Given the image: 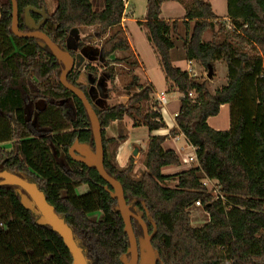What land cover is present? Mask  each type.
I'll return each mask as SVG.
<instances>
[{
    "label": "trees",
    "instance_id": "trees-1",
    "mask_svg": "<svg viewBox=\"0 0 264 264\" xmlns=\"http://www.w3.org/2000/svg\"><path fill=\"white\" fill-rule=\"evenodd\" d=\"M15 1L18 30L28 32L25 8H45L46 12V0ZM183 1L146 0L141 24L168 89L180 94L175 129L168 136L180 133L195 149V168L161 175L162 167L179 166L180 159L172 150L162 149L165 136L150 135L166 128L157 104L145 107L153 92L150 84L141 85L139 78L130 74L123 86L127 102L97 108L87 86L79 81L80 68L73 69L66 81L85 94L98 119L106 174L120 184L125 204L141 218L148 234L154 227L150 244L155 264H264V0H226V22L222 23L207 1L184 3L182 24L193 22L183 42L185 60L206 72L217 61L227 69L226 85L213 93L206 79L181 71L170 60V34L176 32L177 22L161 20V6ZM123 11V0H104L99 13L92 11L89 0H56L54 11L46 12L47 20L39 31L73 58L75 50L66 46L71 29L94 26L102 35L109 31L99 58L107 61L115 52H123L125 57L113 61L135 67L137 61L120 28ZM11 12V1L0 0V171L35 184L70 228L87 264H122L128 239L116 200L104 189L106 184L95 168L74 162L67 153L74 140L94 148L86 111L60 84L63 65L49 48L12 34ZM30 15L35 23L41 20L36 13ZM206 32L212 35L203 42ZM81 47L78 42L77 49ZM109 77L113 81L114 75ZM249 89L252 95L247 94ZM39 100L44 106L34 125L25 118L24 109L27 103ZM223 105L236 110L230 113L229 129L217 131L208 126L207 119L216 116ZM124 116L134 127L143 126L149 132L145 169L137 179L130 176L131 158L124 168H117L106 152L113 140L104 138V129ZM8 142L7 151L1 145ZM59 155L62 162L57 161ZM199 171L217 182L225 202L213 200L200 183ZM172 178L176 179L175 188L161 185ZM82 186L86 191L77 193ZM22 194L14 184H0V264H72L62 238L50 226L36 224L39 212L22 205ZM197 201L209 220L201 228L191 229L187 209ZM130 223L135 238H141L139 222L132 218Z\"/></svg>",
    "mask_w": 264,
    "mask_h": 264
},
{
    "label": "rangeland",
    "instance_id": "rangeland-1",
    "mask_svg": "<svg viewBox=\"0 0 264 264\" xmlns=\"http://www.w3.org/2000/svg\"><path fill=\"white\" fill-rule=\"evenodd\" d=\"M124 1V11L122 16V24L120 23V28L123 30L125 37L130 40V42L135 46L137 52L140 54L141 60L146 68V71L150 73L154 83H158V78H161V74L159 70H157V56L155 52L152 50L150 45L142 32V30L137 27L135 22L127 23L125 19L130 16L128 13V0ZM134 7L133 16L136 21L143 20L141 17L145 13V1L146 0H129ZM211 4L217 15H224L226 10V0H205ZM46 12L47 14H51L55 7H56V0H46ZM91 4L92 11L94 13H99L104 9V0H89ZM187 0H184L183 3H173V4H164L161 9V15L159 17L163 19L175 20L177 22V28L182 24V15L184 14V3ZM172 19V20H171ZM226 22L225 18H222V22ZM192 26L193 22H188ZM139 24V23H137ZM127 25V26H126ZM139 25H142L141 23ZM185 27V26H183ZM227 27V25H226ZM127 29V31H126ZM191 29V27H190ZM216 30V28H215ZM96 34V36H95ZM110 32H106L105 34H100L96 30V27L89 26V27H82V28H74L71 29L67 33L66 39V46L69 49L75 50L76 53H81L83 55V62L81 64L80 72L81 77L89 75L92 77L94 76V80L92 84H87V91L92 101V104L97 108H104L107 106H112L114 104H125L127 102V95L128 92L123 88V86L128 82L130 78V74H132L131 70H128V65L124 66L123 63H119L118 61H113L114 59L119 60L126 56L123 52H115V54L111 57L112 61L109 59L107 61H102L99 58V49L103 42V40L108 37ZM204 41H209L211 38V32L205 33ZM172 39L174 38L173 33L170 34ZM182 36V34H180ZM203 38V37H202ZM203 40V39H202ZM176 44H180L182 39H176ZM78 42H81V48L77 49ZM178 42V43H177ZM177 54L174 52V65L180 66L181 63L177 61ZM136 60V59H135ZM184 62V61H183ZM113 63V64H111ZM183 67V65H181ZM264 66V63H263ZM130 67V66H129ZM132 68V67H131ZM87 73V74H86ZM189 73L196 77V78H204L207 81V88L210 93H213L216 89H220L221 87L225 86L227 83V69L225 64L222 61H217L212 70L209 72V79L208 72L201 66L193 67V71L189 70ZM114 75L113 81H110V75ZM86 85V84H85ZM98 85V86H97ZM248 91V90H247ZM247 93V92H246ZM249 95H252L253 92L249 89ZM167 99H170L171 96L166 95ZM176 99V97H175ZM177 100V99H176ZM44 102L38 101L37 103L27 104L26 107V115L27 119L31 121L32 124H35V115H36V108L41 109L43 107ZM157 104L156 101L150 99L149 102L145 103V107H149L150 105ZM255 106V103H252ZM236 110V107H230L226 105V107L219 111V113L207 119V124L209 127H215L217 131H224L228 130L229 126L232 123V117L230 113ZM132 121V120H131ZM130 119L126 116L123 117L122 121L117 123L120 129V134H126V127L128 125L133 126ZM125 136V135H123ZM171 137V136H170ZM179 146H183L185 144L181 139L176 143ZM3 146V144H2ZM3 147H6L5 145ZM139 151L141 150L139 145ZM117 146L112 145L108 149V156L109 161L116 166L117 168H124L127 163H119L116 161V153H117ZM132 149V148H130ZM129 149V150H130ZM139 153L137 152L136 155H132L131 151L129 152L131 160H132V169L130 176L133 179H137L138 176L142 171H144V167H140V163L144 161V158H139ZM58 162H62V156L57 157ZM128 162V161H127ZM191 166V165H190ZM175 167V166H174ZM172 183V184H171ZM167 183L165 186L173 187L174 183ZM162 185V184H161ZM163 186V185H162ZM86 191V187L82 186L77 190V193H83ZM187 212L189 213V227L191 229H199L204 226V222L201 221L199 218L194 217L197 212L205 213L203 208L199 206L196 208L194 205H191ZM93 217H98V215H93Z\"/></svg>",
    "mask_w": 264,
    "mask_h": 264
},
{
    "label": "water",
    "instance_id": "water-1",
    "mask_svg": "<svg viewBox=\"0 0 264 264\" xmlns=\"http://www.w3.org/2000/svg\"><path fill=\"white\" fill-rule=\"evenodd\" d=\"M11 1V31L12 34L17 38H29L35 39L40 42L41 46H46L51 51L54 58L63 65V70L59 76L60 84L74 95L83 105L86 114L89 119L90 129L93 136L94 148L91 150L88 145L79 143L77 140L71 144L68 148V156L74 162L83 164L87 167L95 168L99 177L105 182L106 186L104 189L110 195V198L116 200V209L120 213L121 219L124 225V232L127 235L128 247L126 250L127 256H123L121 259L122 264H155V253L151 247L150 241L155 233L154 227L153 231L148 234L147 229L139 216L134 215L130 212L128 206L125 204L123 197V190L120 184L109 177L103 168V145L101 137V128L98 119L86 99L85 94L79 90L77 87L69 84L66 81L67 75L73 70L81 66L84 58L81 53H76L75 57H71L66 51L60 50L49 37L39 31L40 27L46 22L47 15L45 8L41 10H35L31 7H27L24 10V24L28 29V32H20L18 30V11L17 4L15 0ZM36 13L41 17V20L37 23L31 18L30 13ZM96 36V34H95ZM91 77L89 75L83 76V78ZM89 84L93 83L91 78L88 81ZM133 154H136L134 150ZM0 184H14L18 186L23 194L20 196V201L25 208L35 207L39 212V216L36 219V224L38 225H48L55 231L63 240L67 248L69 249L73 262L72 264H87L82 249L76 244L73 239L72 232L70 228L66 225L62 218H59L53 211V207L49 205L43 196V194L37 189L35 184L23 180L17 176L7 173L4 170L0 171ZM107 187H110L108 190ZM135 219L139 222L143 235L141 238L136 239L132 228L131 219Z\"/></svg>",
    "mask_w": 264,
    "mask_h": 264
},
{
    "label": "crops",
    "instance_id": "crops-1",
    "mask_svg": "<svg viewBox=\"0 0 264 264\" xmlns=\"http://www.w3.org/2000/svg\"><path fill=\"white\" fill-rule=\"evenodd\" d=\"M173 3H177V2H165V3L162 4V6L164 4H173ZM128 5H129V8H128L129 12L128 13L130 14V16L127 17L125 19V21L127 23L135 22L137 27H139L142 30V32H143V34H144V36L146 38L147 30L145 29V27L143 25L137 24V23H141L142 20L136 21L134 18H132L134 7H133V5L131 4V2L129 0H128ZM162 6H161V9H162ZM210 6H211V4H210ZM211 8H213V7L211 6ZM212 10L215 13L214 9H212ZM144 14L141 16L142 18H144ZM160 15H161V13H160ZM215 15H217V14L215 13ZM217 16L220 17V18H225L226 10H225L224 15H217ZM159 18L161 20L166 21V22L170 21V20H167V19H163L161 17H159ZM121 24H122V22H121ZM183 26H185V25H183ZM183 26L181 25V27L180 26L178 28L176 27V32L173 34L174 35L173 39H172V37L170 35V39H171V41L173 43V48L170 50L169 54H170L171 63H172V65L174 67L180 69L181 71H186V72L189 73V70L193 71V67L198 66V64H196L193 61L188 62V61L185 60L183 42L185 40H187L189 35H190L191 24L189 23L188 26H185V27H183ZM126 31H127V29H126ZM180 34H182V36H180ZM205 35L206 34H204L203 38H202L203 42H208V41H204ZM177 38L178 39H180V38L182 39V42L180 44L178 42H177L178 44H176L175 40ZM127 41H128L130 50L134 54L135 59L137 61V66L132 67V68L128 66L127 69L131 70L132 74L136 75L139 78V84H141V85L150 84L152 86L153 92L150 94V99H153L154 101L157 102V106H158V108L160 110L161 117H162V119H163V121H164V123L166 125V128L160 129V130H157V131H152L150 133V135H152V136H165L166 138H165V140L163 141V143L161 145L162 149L163 150H172L180 159V165L179 166H175L174 167L172 165H169V166L162 167L160 169L161 175L162 176H173V175H176V174H178V173H180L182 171L188 170L191 167L195 168L197 166V163L194 160H192L188 164H185V163L182 162V158H185L187 156L195 158V149L192 146L189 145L187 140L180 133H177L175 135V137L168 136L169 131L172 130V129H175L174 117L178 113V110H179V107H180V101H179L180 94L177 93L176 91L172 90V89H168L169 85L165 82L164 76H163L158 64H157V70H159V72L161 74V78H158V80H157L158 83H154L150 73L146 71V68H145V66H144V64H143V62L141 60L140 54L137 52V49L135 48V46H133V44L130 42V40L128 39V36H127ZM148 45H149V43H148ZM174 52L178 53L177 54V61L179 62V64L181 63V65H183V67L181 65L180 66L174 65V62H173L174 61ZM157 63H158V61H157ZM111 64H113V63H111ZM125 65L126 64H124V66ZM210 71H211V69L210 70L208 69V77H207V79H209V74H210L209 72ZM92 79H93V77H92ZM166 95L171 96V98L167 99ZM175 97H176L177 100L175 99ZM160 99H164L165 100V104L164 105H161V103L159 102ZM39 101H41V100H39ZM27 104H31V103H27ZM27 104L25 105V109H24L25 115H26ZM118 104H120V103H118ZM225 107H226V105L221 106L220 110L224 109ZM25 118L27 119V117H25ZM122 119L112 122L108 127H106L104 129V138L113 140L112 143L107 145L106 152L108 153V149H109L110 146H112V145L117 146L118 149H117V153H116V161H118L121 164L125 163V162L127 163L128 159L130 157V154H129L130 151H131V154L134 156L133 152H134V150H136V154H137V152H140L139 153L140 156H139L138 159L144 158V155H145V152H146V148H147L146 142H147V138L149 136V132H148L146 127H143V126L134 127V126H131V125H128L125 128L126 131H127L126 134H120V132H119L120 129H119V126H118L117 123L121 122ZM34 120H36V115H35V119ZM130 121H131V119H130ZM212 129L217 130L215 127H212ZM123 135H125V136H123ZM181 139L185 143V144H183V146H179V145L176 144ZM4 145L6 147H3ZM10 145H11L10 142H8V143H4L3 146L2 145L1 146L5 150L8 151V150H10ZM139 145L141 147L140 151H139V148H138ZM130 148H132V149H130ZM140 167H144L143 162L140 163ZM171 182L174 183L173 187L165 186L167 183H171ZM161 184L164 187H166V188H175L176 179L172 178L170 180H165ZM80 188H82V187H80ZM196 208H198V207H196ZM194 217L199 218L201 221L204 222V224H206L208 222V220H209L208 219V215L206 213H202V212H197L194 215ZM189 223H190V220H189Z\"/></svg>",
    "mask_w": 264,
    "mask_h": 264
},
{
    "label": "built area",
    "instance_id": "built-area-1",
    "mask_svg": "<svg viewBox=\"0 0 264 264\" xmlns=\"http://www.w3.org/2000/svg\"><path fill=\"white\" fill-rule=\"evenodd\" d=\"M189 96H191V94H189ZM159 102L161 103V105L165 104V100L164 99H160ZM192 160L196 161V159L194 157H190L187 156L185 158H182V162L185 164H188L189 162H191ZM194 168V167H191ZM190 168V169H191ZM198 175L201 177L200 178V183L201 185L207 190V192L211 195V197L213 198L214 201H221V202H225V197L224 195L220 192V189L217 185V182L214 180H210L207 177H205V175L202 172H198ZM194 206L199 207L200 203L197 201L194 203ZM264 210V208H263ZM220 264H231L229 261H224Z\"/></svg>",
    "mask_w": 264,
    "mask_h": 264
},
{
    "label": "flooded vegetation",
    "instance_id": "flooded-vegetation-1",
    "mask_svg": "<svg viewBox=\"0 0 264 264\" xmlns=\"http://www.w3.org/2000/svg\"><path fill=\"white\" fill-rule=\"evenodd\" d=\"M76 55V54H75ZM87 74V73H86ZM92 78V75H91V77H87L86 79L85 78H82V77H80V79H79V81L82 83V84H86V86H87V84H89L88 83V81L90 80ZM42 101V100H41ZM43 106H44V104H43ZM43 108V107H42ZM37 110H36V114H37V112L40 110V109H38V108H36Z\"/></svg>",
    "mask_w": 264,
    "mask_h": 264
}]
</instances>
